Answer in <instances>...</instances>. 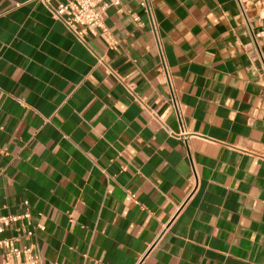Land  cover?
<instances>
[{
	"label": "crops",
	"instance_id": "0c3cea01",
	"mask_svg": "<svg viewBox=\"0 0 264 264\" xmlns=\"http://www.w3.org/2000/svg\"><path fill=\"white\" fill-rule=\"evenodd\" d=\"M140 3L83 45L0 0V214L36 264H264V0Z\"/></svg>",
	"mask_w": 264,
	"mask_h": 264
},
{
	"label": "built area",
	"instance_id": "2783aa9c",
	"mask_svg": "<svg viewBox=\"0 0 264 264\" xmlns=\"http://www.w3.org/2000/svg\"><path fill=\"white\" fill-rule=\"evenodd\" d=\"M37 1L51 17L59 20L66 27L67 31L81 44H86V36L94 33V29L102 27L103 15L105 8L108 6H118L121 0H60L54 3L51 0H33ZM251 1L259 2L260 0H234L239 11V17L247 23L248 21V6ZM141 6L148 15L150 31L154 34L155 26L150 17L146 0H141ZM137 17H133L136 20ZM156 45L158 42L156 39ZM98 62L102 59L98 57ZM160 72L162 73L166 86L169 105L178 117V107L174 96L173 88L168 79L165 65L160 62ZM136 100V99H135ZM147 113H150L145 105L136 100ZM161 126L162 122L159 120ZM169 134H173L169 129H166ZM23 205L27 204L26 200L22 201ZM29 217L28 211H23L18 214H0V234L8 230H15V236H0V264H36L38 255L35 250V245L29 239L32 236V230L27 228L25 220ZM23 238L27 242L22 245H17L16 241Z\"/></svg>",
	"mask_w": 264,
	"mask_h": 264
}]
</instances>
